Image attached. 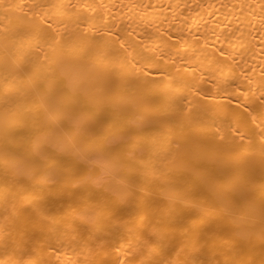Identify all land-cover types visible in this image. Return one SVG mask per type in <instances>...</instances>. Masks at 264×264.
I'll list each match as a JSON object with an SVG mask.
<instances>
[{
	"label": "bare ground",
	"instance_id": "1",
	"mask_svg": "<svg viewBox=\"0 0 264 264\" xmlns=\"http://www.w3.org/2000/svg\"><path fill=\"white\" fill-rule=\"evenodd\" d=\"M0 264H264V0H0Z\"/></svg>",
	"mask_w": 264,
	"mask_h": 264
}]
</instances>
